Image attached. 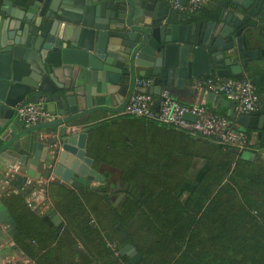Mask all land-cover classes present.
Instances as JSON below:
<instances>
[{"label": "water", "instance_id": "1", "mask_svg": "<svg viewBox=\"0 0 264 264\" xmlns=\"http://www.w3.org/2000/svg\"><path fill=\"white\" fill-rule=\"evenodd\" d=\"M162 4L25 0L8 8V17L0 23L1 178L2 169L16 164L30 177L52 164L56 179L89 188L93 180L105 179L92 168L93 158L87 152L90 130L83 127L89 114L121 112L135 91L153 95L159 111L163 89L196 85L200 77L210 75L242 78L262 62L264 49L254 48L264 39L258 28L264 26V14L258 18L261 3L235 0L209 9L208 22L186 24L180 18L170 26L163 25L162 14L157 13ZM138 67L152 69L153 86L136 85ZM42 96L48 98V110L57 119L42 118L32 126L20 122L16 106ZM185 118L196 120L191 114ZM258 121L256 113L238 117V123L251 129L258 128ZM44 129H56L57 136L40 141L38 132ZM55 145L59 151L53 156ZM55 220L60 221L58 216ZM0 224L9 227L2 231L0 226V260L15 257L16 246L2 248L8 234L14 239L18 230L1 195ZM119 253L129 257L128 264L142 259L132 244Z\"/></svg>", "mask_w": 264, "mask_h": 264}, {"label": "crops", "instance_id": "2", "mask_svg": "<svg viewBox=\"0 0 264 264\" xmlns=\"http://www.w3.org/2000/svg\"><path fill=\"white\" fill-rule=\"evenodd\" d=\"M170 1L158 0L160 4L163 3V9L157 10V13L162 14L164 19L162 24L165 26L178 23L180 18L186 19L184 22L186 24L199 21L208 22L211 19L206 16L209 9H221L224 4H231L235 0H206L203 8L195 14L176 11L171 7ZM251 2L261 3L258 15L260 18L264 14V0H251ZM24 3L25 0H0V23H2V19L8 17L6 13L8 8L11 6L14 8L17 4ZM259 23L263 22L260 20ZM258 28L264 31V26ZM254 48L264 49V39L263 44ZM244 75L254 81L260 100V106L256 112L259 117L258 128H249L251 130V146L240 151V157L243 166H245H242L241 169H246L247 174L251 175L254 169L264 173V56L261 63L252 70L246 71ZM136 76L154 77L152 69L146 67H138ZM210 76L218 77L216 75ZM205 77H200L198 80ZM126 87H128L127 81ZM169 89L172 96L185 105L205 103L218 114L227 115L230 119L235 117L233 105L220 94L205 93L197 85L184 88L171 87ZM261 116L263 117L262 120H260ZM86 120L87 123L83 129L90 130L87 152L93 158L92 168L104 175L105 179L93 180L89 188H78L57 179L49 188L52 209L47 213L50 221L47 223L41 219L44 218L45 214H37L26 206L25 197L18 192L17 188L12 187L4 193L1 192L3 202L15 220L23 215L34 218V226L31 224L30 228L33 229V237L26 238L25 242L28 246L39 248V251L43 250L41 252L44 255L37 254L34 259H31L24 252L21 244L17 242V237L21 231L18 230L16 220V230L18 231L15 238L12 239L11 235L8 234L9 239L3 243L2 248L16 246L14 252L17 255L0 260V264L8 262L29 264L25 262L26 258H29L33 264H41L46 260L50 261L48 264H114L104 249V241L107 240V238H102V234H105L104 231L100 232L101 236L89 235V225L93 227L95 224H101L104 228L108 227L111 236H117L116 233L111 232V220L107 217L108 210L114 212V209H117L120 211L123 201L126 200L130 189L137 181H139L138 183L145 181L150 185L155 184L154 182H147L145 175L138 172V168H158L159 174L165 177L163 179L160 176V182L166 185L164 188L172 189L174 184H183L181 191H184L183 197H186L196 188L203 176L212 170L213 162L217 164L227 160L225 150L217 147L218 144L214 140L193 136L171 126L120 115L119 112L96 111L89 114ZM236 120L233 123L236 127L248 128L238 123V117ZM38 133L40 141L57 136L56 129H44ZM238 156L235 158L237 159ZM170 177L175 179L165 180ZM1 181L2 178L0 177V183ZM176 188L179 186L174 188L175 191ZM69 192L76 193L81 199V205L71 213L67 211V206H65V198ZM91 193L94 197H90ZM19 199L24 205L22 207L27 210L16 208ZM108 201L111 203L109 208H107L110 206ZM56 216L59 217V222L55 220ZM88 219L89 225L85 222ZM24 220L27 223L25 225L30 224V221ZM0 226L2 231L9 228L2 224ZM110 250L112 251L111 248ZM126 257L129 259L128 256ZM126 264H128V260Z\"/></svg>", "mask_w": 264, "mask_h": 264}, {"label": "trees", "instance_id": "3", "mask_svg": "<svg viewBox=\"0 0 264 264\" xmlns=\"http://www.w3.org/2000/svg\"><path fill=\"white\" fill-rule=\"evenodd\" d=\"M236 119L230 120L234 123ZM147 121L161 124L157 120ZM240 129L250 135L249 128ZM217 147L225 150L227 160L213 162L212 170L186 197L181 191L183 184L172 185L174 188L179 186L176 191L164 188L166 185L160 182V176L165 177L159 174L158 168H138L147 182L155 184L137 181L123 201L121 210H108L111 232L117 236H111L108 227L101 224L91 227L89 219L85 221L90 227L89 235L101 236L100 232L104 231L102 238H107L104 249L114 264L127 263L128 258L119 254L127 244L137 248L142 258L138 264H264V173L254 169L251 175L247 174L246 169H241V150L221 144ZM169 179L175 178L165 180ZM90 197L94 195L91 193ZM65 200L69 213L81 205L80 196L74 192H69ZM107 203L110 205L107 208L111 207L110 201ZM22 206L19 199L16 208ZM43 217L41 219L47 223L49 216L45 214ZM24 219L30 224L25 225ZM16 220L21 231L17 242L24 252L31 259L37 254L44 255L43 250L25 242L32 236L33 229L30 228L34 218L23 215ZM113 241L119 246L116 252L107 246ZM49 262L46 260L41 264Z\"/></svg>", "mask_w": 264, "mask_h": 264}, {"label": "built area", "instance_id": "4", "mask_svg": "<svg viewBox=\"0 0 264 264\" xmlns=\"http://www.w3.org/2000/svg\"><path fill=\"white\" fill-rule=\"evenodd\" d=\"M206 0H171L173 9L181 13L195 14L199 12ZM137 86L150 87L155 83L154 77L135 78ZM205 93H214L224 96L233 105L235 117L255 114L260 106L259 95L254 81L248 76L238 77H205L196 84ZM154 96L148 93L135 91L120 115H132L147 120H157L161 124L185 131L193 136H203L214 140L223 146H231L244 150L251 146L250 135L233 124V121L224 115L211 110L207 104L185 105L176 100L168 89L161 92L159 111L155 109ZM186 114L196 116L195 121L185 118ZM16 118L27 126L40 123L42 118L53 121L55 116L48 110V98L42 96L38 101L24 100L16 106ZM59 148L55 145L51 154L55 156ZM53 165H43L37 176L30 177L26 168L16 164L2 169L1 192L10 188H17L22 193L28 206L37 214L44 215L51 211L52 201L49 196L50 186L56 182ZM107 246L118 251L116 241L108 242ZM25 262L33 264L26 258Z\"/></svg>", "mask_w": 264, "mask_h": 264}, {"label": "clouds", "instance_id": "5", "mask_svg": "<svg viewBox=\"0 0 264 264\" xmlns=\"http://www.w3.org/2000/svg\"><path fill=\"white\" fill-rule=\"evenodd\" d=\"M50 112H51V111H50ZM53 115H54V114H53ZM54 116H55V119H57V118H56L57 116H56V115H54ZM55 119H54V120H55Z\"/></svg>", "mask_w": 264, "mask_h": 264}]
</instances>
